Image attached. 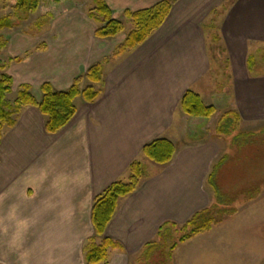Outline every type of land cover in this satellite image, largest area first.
<instances>
[{
    "label": "crops",
    "instance_id": "obj_1",
    "mask_svg": "<svg viewBox=\"0 0 264 264\" xmlns=\"http://www.w3.org/2000/svg\"><path fill=\"white\" fill-rule=\"evenodd\" d=\"M159 1L105 0L115 18ZM56 5L63 9L49 24L2 32L7 40L2 60L20 58L7 65L12 77L8 95L15 97L27 84L39 100L45 82L66 90L126 37L128 31L98 38L84 5L75 0ZM41 44L44 49H36ZM210 44L223 49L228 65L230 87L221 95L225 108L236 111L241 122H264V73H250L247 65L255 53L264 57V0H177L142 44L104 66L98 99L87 103L76 98V113L60 131L46 133L44 116L32 106L4 130L0 233L10 240L0 236V264H85L94 198L112 182L126 180L130 162L155 138L172 141L176 151L170 162L157 164V171L118 201L105 236L122 248L110 251L105 264H142L144 253L155 250L157 244L147 246L157 240L161 225H181L212 202L206 179L220 138L194 136L177 144L188 137L193 121L179 102L188 89L204 94V79L212 70ZM234 216L180 244L172 264H179L175 252L183 245L205 240L213 253L217 236L225 248L222 229Z\"/></svg>",
    "mask_w": 264,
    "mask_h": 264
},
{
    "label": "trees",
    "instance_id": "obj_2",
    "mask_svg": "<svg viewBox=\"0 0 264 264\" xmlns=\"http://www.w3.org/2000/svg\"><path fill=\"white\" fill-rule=\"evenodd\" d=\"M64 1L67 0H14L10 6L11 11L0 16V51L7 46V40L2 32L20 26V23L13 20L17 19L19 22L26 20L28 15L35 13L41 4H60ZM176 1L160 0L148 8L136 11L125 10L120 18H115L105 0H91L87 14L97 25L96 37H114L125 30L127 22L131 24V29L109 56L94 63L84 73L76 76L66 90H56L50 83H43L40 86L41 98L39 100L35 98L31 87L27 84L19 87L12 100L8 99V94L11 92L12 77L6 71L7 65L8 62L19 61L20 58H10L6 61L0 58V142L4 130L12 128L22 110L28 106L35 107L44 116L46 133L55 134L65 127L76 113V98L92 103L100 96L102 89L99 84L102 81L104 66L111 60L142 44L162 25ZM52 17L53 15L47 12L40 19V22H35L33 25L40 27ZM36 49H44V44L37 46ZM254 60L255 58L252 56L247 59L248 69ZM179 106L185 114L194 118H210L216 112L213 105L205 104L200 95L191 89L183 93ZM240 121L239 114L234 110H229L221 115L215 126V135L229 137V148H234L236 154L235 159L230 161L232 164H224L225 159H228L227 154H225L212 165L206 179L207 185L212 191V202L196 211L181 225L174 222L161 225L157 231V240L149 242L147 247L156 244L158 246V242L164 236L166 237L170 230H178L181 234L169 245L168 257L170 260L174 250L180 244L210 231L215 225L234 216L237 213V204L242 201L253 200L259 196L261 190L264 189L263 186L256 190V185L264 183V176L260 178V174H254L247 179L242 177L244 178L242 180L229 179L228 181L222 178L224 165H232L235 171L256 162L255 158L252 160L243 157L242 150L244 149L242 147L250 146L252 137L257 133H263L264 127L261 131L242 132L238 126ZM256 149L257 147L253 152L260 153V150L256 151ZM175 151L176 145L172 141L166 138H155L142 147L140 156L155 164L163 165L171 161ZM147 177L149 174L146 173L142 161L139 158L135 159L128 165L126 180L112 182L94 198L91 206L93 235L86 240L83 247L85 264H105L108 261L110 251L122 248L119 242L105 236L106 226L112 219L118 201L133 193ZM252 185L254 186L252 187ZM233 188L235 191H232ZM150 250L146 251L147 253L145 252L142 258L151 255L156 249L152 252ZM156 252L159 258H163L159 249Z\"/></svg>",
    "mask_w": 264,
    "mask_h": 264
},
{
    "label": "rangeland",
    "instance_id": "obj_3",
    "mask_svg": "<svg viewBox=\"0 0 264 264\" xmlns=\"http://www.w3.org/2000/svg\"><path fill=\"white\" fill-rule=\"evenodd\" d=\"M77 3H81L86 7L88 11L91 6V0H75ZM13 0H3L0 2V16L7 14L11 11V5ZM61 5L51 4H41L38 10L28 15V18L23 21H18L17 19L13 20L16 23H20L18 28H15L14 31H26V30H36L37 26H34L33 23L40 22V19L44 17L47 12H50L53 17L56 18L62 11ZM50 18L43 25L49 24L52 20ZM46 27V26H45ZM131 29V24L126 23L125 32ZM6 33V32H5ZM4 34V33H3ZM209 53L212 58V70L210 74L204 79L205 89L204 94L202 92V98L207 104L214 105L216 112L210 118H201V117H191L192 122L188 124L190 128V133L188 137L181 138L177 144L181 145L186 140L193 139L196 136V140L205 138L206 136H216L215 135V126L221 118V115L229 110L225 108V103L222 93L225 92L230 87V78L227 74L228 65L225 62V55L221 47H216L214 44H210ZM110 55V54H109ZM108 55V56H109ZM6 50L0 51V58L5 59ZM112 61V60H111ZM110 61V62H111ZM108 62V63H110ZM107 63V64H108ZM250 73H264V57H259L255 53V60L249 68ZM226 72V73H225ZM217 94L218 96H212ZM206 95V96H205ZM13 95H8L9 99H12ZM203 101V102H204ZM205 103V104H206ZM239 129L242 132H256L261 131L264 127V122H251L248 124L241 122L238 124ZM195 138V137H194ZM218 144V152L213 159L214 163L217 162L221 157L227 154L228 159H225L224 164H232V160L235 159V150L234 148H229L230 138L221 137ZM256 145V146H255ZM257 147L256 151L260 150V153L253 152ZM242 155L244 158L256 160L254 164L243 167V169L235 170L232 165H224L222 172V178L224 180L234 179L242 180L252 177L254 174H260V178L264 176V132L257 135H254L251 140L250 146L242 147ZM144 166V169L147 174L157 171L160 166L155 163L150 162L147 159H144L140 156L139 158ZM246 159V160H247ZM230 162V163H229ZM227 168V169H226ZM244 177V178H242ZM251 180V179H250ZM260 183V182H258ZM254 185H252L253 187ZM257 186L256 190H259L264 186V183H260ZM254 189V190H255ZM235 191V188L232 189ZM240 201V200H239ZM237 214L234 218L228 221L227 226L222 230H225L223 242L224 247L221 248L219 241L215 236L212 239V243L215 247V252H209L208 245L205 240L196 242L193 245H183L180 246L176 252L175 257L179 259V264H264V189L261 190L258 197L247 202H241L237 204ZM1 226V225H0ZM220 229V226L217 227V232ZM215 231V232H216ZM181 233L178 230H170V233L158 242V246L155 249H159L160 254L163 258H159L156 250L151 253V255L141 258L142 264H172L171 259L168 257L169 245L172 241L178 238ZM6 233H0V236L3 239H6L9 242L10 238L5 237ZM12 238V237H11ZM5 242V241H4ZM12 242V241H11ZM194 246L193 251L189 248ZM220 253V254H219ZM168 257V258H167ZM27 259V258H26ZM147 259V260H146ZM29 261H25L22 264H28Z\"/></svg>",
    "mask_w": 264,
    "mask_h": 264
}]
</instances>
